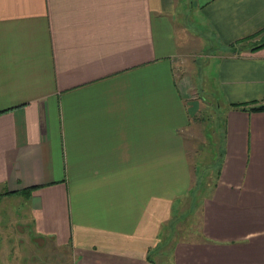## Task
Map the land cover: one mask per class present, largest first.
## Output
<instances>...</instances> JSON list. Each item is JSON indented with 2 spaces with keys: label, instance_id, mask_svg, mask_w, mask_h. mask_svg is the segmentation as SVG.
I'll return each mask as SVG.
<instances>
[{
  "label": "crops",
  "instance_id": "0c3cea01",
  "mask_svg": "<svg viewBox=\"0 0 264 264\" xmlns=\"http://www.w3.org/2000/svg\"><path fill=\"white\" fill-rule=\"evenodd\" d=\"M263 30L264 0H0V215L20 198L25 262L264 264ZM183 31L224 113L196 200Z\"/></svg>",
  "mask_w": 264,
  "mask_h": 264
},
{
  "label": "rangeland",
  "instance_id": "374dc122",
  "mask_svg": "<svg viewBox=\"0 0 264 264\" xmlns=\"http://www.w3.org/2000/svg\"><path fill=\"white\" fill-rule=\"evenodd\" d=\"M188 5V4H186ZM191 22V21H189ZM197 29V27H196ZM264 34V30L259 32L258 37ZM179 41H182L183 47L187 50L186 57L181 55L179 61L181 73L190 75L192 85L189 87V99L195 100L198 110L192 118L188 133L192 137L193 151L190 150L191 163H194V176L192 179V188L189 193V200H196L201 197L202 193H206L208 184L212 182L215 177V171L219 164L221 150H222V135H223V117L224 113L219 106L216 90L212 87V83L209 79V71L213 67V57H207L206 54L211 51L212 46L207 40L196 34H188L186 31L179 33ZM204 42L205 46L201 48L200 43ZM185 57V58H184ZM194 79V80H193ZM192 151V152H191ZM11 202L6 203V207L2 206V212L0 215V237L1 231H5L9 237L12 238V242H6L1 240V243H8L12 246V263L11 264H27L24 260L23 245H20L16 237H13L10 233L15 228L16 222L21 223L20 227H24L27 222L26 214L20 212L18 215L16 211H22L23 207L19 205L20 198H11ZM12 209V217L8 214ZM22 215V217H21ZM24 215V216H23ZM198 220L193 221L192 217H186L176 222L173 225V239L162 241L163 250H168L171 241L174 242L175 237L182 236H194L190 230L192 228L197 229ZM23 225V226H22ZM5 229V230H4ZM17 231V230H16ZM6 247L2 250L4 251ZM1 252V249H0ZM4 259H6L3 256ZM168 257L166 263L168 264Z\"/></svg>",
  "mask_w": 264,
  "mask_h": 264
},
{
  "label": "trees",
  "instance_id": "16d2710c",
  "mask_svg": "<svg viewBox=\"0 0 264 264\" xmlns=\"http://www.w3.org/2000/svg\"><path fill=\"white\" fill-rule=\"evenodd\" d=\"M261 107H264L262 105H259V106H254V108H261ZM253 108V107H252Z\"/></svg>",
  "mask_w": 264,
  "mask_h": 264
}]
</instances>
